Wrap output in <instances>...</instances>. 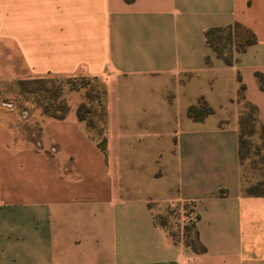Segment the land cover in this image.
<instances>
[{
	"label": "crops",
	"instance_id": "0c3cea01",
	"mask_svg": "<svg viewBox=\"0 0 264 264\" xmlns=\"http://www.w3.org/2000/svg\"><path fill=\"white\" fill-rule=\"evenodd\" d=\"M236 25L256 43L228 64L205 33ZM258 75L264 0H0V86L102 79L108 140L74 105L31 141L38 115L0 102V264H264V196L244 192L240 157L247 105L264 127ZM200 101L213 113L195 121ZM164 203L191 207L204 253L159 222Z\"/></svg>",
	"mask_w": 264,
	"mask_h": 264
},
{
	"label": "rangeland",
	"instance_id": "374dc122",
	"mask_svg": "<svg viewBox=\"0 0 264 264\" xmlns=\"http://www.w3.org/2000/svg\"><path fill=\"white\" fill-rule=\"evenodd\" d=\"M230 31L221 32L212 37V41L219 47L222 53L230 54ZM240 38L246 40L247 35L243 31H238ZM25 81V88L21 85ZM14 84L0 86V102L13 105L12 111L19 114L27 113V117L32 113L38 115V121L26 124L23 127V135L31 141L40 140V125L45 118L43 112L49 109L50 114H61L59 108L66 106L69 111L76 105L77 109L86 106L91 113L82 112L86 124L93 123L90 128L91 134L101 141L106 134V126L101 121L103 107L105 106L104 94L106 83L102 79L90 77L77 78H44V79H25ZM202 113V112H201ZM204 112L201 114L203 115ZM254 114L249 110L243 125L242 142V175L244 189L259 186L264 190V127H260L253 122ZM179 126H166L164 137L165 142L161 147V153H168L173 146V141L167 139L169 134L178 130ZM142 144V143H141ZM141 144H134V153H141L142 150L136 147ZM140 180L143 174L137 175ZM163 211L159 222L166 225L174 235L175 240L186 243L195 241L193 222L189 220L191 207L181 204H162Z\"/></svg>",
	"mask_w": 264,
	"mask_h": 264
},
{
	"label": "trees",
	"instance_id": "16d2710c",
	"mask_svg": "<svg viewBox=\"0 0 264 264\" xmlns=\"http://www.w3.org/2000/svg\"><path fill=\"white\" fill-rule=\"evenodd\" d=\"M127 2H131L133 0H126ZM225 31H230V47L232 49L233 45H236L237 50L239 52L243 51L247 46L253 45L256 43V37L255 35L250 32L247 29H244L238 25H236L235 27H229L227 29H210L205 33V37H206V41L208 46L213 49L217 55L221 58H223L228 64H231L232 61L230 59V54H225L222 53V51L219 49V47L212 41V37L214 35H217L221 32H225ZM238 31H243L248 37L246 40L240 38V36L237 34ZM231 49H230V53H231ZM208 62V61H207ZM258 78L261 82L262 87L264 88V76L263 75H258ZM21 85L23 86V88H25V81H21L20 82ZM251 111L254 115L252 116L253 118V122L257 125L256 122V109L253 106L247 105V111L246 113L243 115L242 119H241V137H240V157H241V161H242V142H243V125L244 122L246 120L247 117V112ZM59 111H61L60 115H57V113L54 114H50L49 109H45L43 112V116L47 119H55V120H64L67 115L69 114V108L66 106H61L59 108ZM85 111L86 113H91V111L89 109H87L86 106H81L77 109V117L79 119V121H84L86 122L82 112ZM204 112L203 115H201ZM213 113L212 109L208 107V105L204 102V101H200L199 104L197 106H192L189 110H188V116L192 119H194L195 121H202L205 117L211 115ZM106 115H107V110L106 107H103V112H102V116H101V121L102 123L106 126ZM88 128H93L94 124L90 123L89 125L87 124ZM107 136L106 134L103 135V138L101 141L98 142V147L99 149L103 152L106 153L107 152ZM264 186V184H262ZM244 192L249 195V196H255V197H261L264 196V190L259 189V186H253L247 189H244ZM187 246L191 247L195 252L197 253H204L205 252V248L201 245L199 238L197 236H195V241L193 243H186Z\"/></svg>",
	"mask_w": 264,
	"mask_h": 264
},
{
	"label": "built area",
	"instance_id": "2783aa9c",
	"mask_svg": "<svg viewBox=\"0 0 264 264\" xmlns=\"http://www.w3.org/2000/svg\"><path fill=\"white\" fill-rule=\"evenodd\" d=\"M3 106L7 107V108H13V105L12 104H9V103H3ZM24 116H27V114L25 113Z\"/></svg>",
	"mask_w": 264,
	"mask_h": 264
}]
</instances>
